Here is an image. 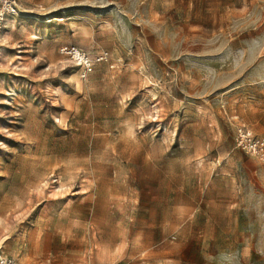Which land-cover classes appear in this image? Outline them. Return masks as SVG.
Wrapping results in <instances>:
<instances>
[{
    "label": "rangeland",
    "instance_id": "obj_1",
    "mask_svg": "<svg viewBox=\"0 0 264 264\" xmlns=\"http://www.w3.org/2000/svg\"><path fill=\"white\" fill-rule=\"evenodd\" d=\"M19 4L0 44V255L264 264V157L237 143L264 138V0Z\"/></svg>",
    "mask_w": 264,
    "mask_h": 264
},
{
    "label": "built area",
    "instance_id": "obj_2",
    "mask_svg": "<svg viewBox=\"0 0 264 264\" xmlns=\"http://www.w3.org/2000/svg\"><path fill=\"white\" fill-rule=\"evenodd\" d=\"M21 12L19 0H0V44L5 36V31L10 23H14L15 19ZM67 53L71 54L81 63L83 76L92 69V61L80 49L76 47H64ZM238 146H242L246 150L252 152L257 157H264V138L253 134V131L240 127L237 133ZM0 264H23L15 258L0 255Z\"/></svg>",
    "mask_w": 264,
    "mask_h": 264
},
{
    "label": "crops",
    "instance_id": "obj_3",
    "mask_svg": "<svg viewBox=\"0 0 264 264\" xmlns=\"http://www.w3.org/2000/svg\"><path fill=\"white\" fill-rule=\"evenodd\" d=\"M1 46V45H0ZM0 55H1V48H0ZM1 57V56H0Z\"/></svg>",
    "mask_w": 264,
    "mask_h": 264
}]
</instances>
